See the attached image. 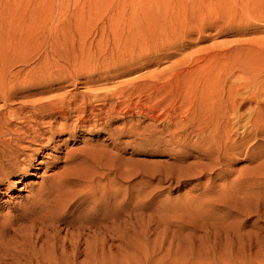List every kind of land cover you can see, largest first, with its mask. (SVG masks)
Here are the masks:
<instances>
[{
	"label": "rangeland",
	"instance_id": "1",
	"mask_svg": "<svg viewBox=\"0 0 264 264\" xmlns=\"http://www.w3.org/2000/svg\"><path fill=\"white\" fill-rule=\"evenodd\" d=\"M119 1L122 0H0V63L12 65L9 68L11 84L13 78L29 81L12 95V108L65 94H76L79 100L80 93L92 91V94L138 76L164 72L182 56L191 55L195 59L229 47L237 48L238 63L248 64L244 77L250 80L264 77V74L257 75L264 73V0H153V5L165 4L168 12H186L185 17L190 19L186 27L193 31L183 35L186 28L183 27L161 34L158 44L152 48L157 52L151 51L158 55L154 59L158 60L157 64L134 63L139 54H144L135 47L124 57L128 62L126 67L108 71L113 66L110 49L113 41L101 36L100 27L103 18ZM168 42L175 44L163 46ZM103 47L105 53L99 54L98 50ZM142 96L137 103L138 98L133 94L131 110L123 119L127 128L136 126L131 133L125 130L107 135V130L120 126L121 119L108 117L104 112L94 114L101 101H92L96 109L86 115V123H78L72 114L65 130L55 134L53 140L43 141L40 146L33 144L34 148H39L29 151L28 159L20 162L22 172L15 167L8 170L7 179L0 178V235L6 226L12 228V234L18 229L19 232H14L16 246H22L24 252L51 256L55 243L63 239L73 221L92 217L87 214L89 211L81 209L85 206L89 209L93 204L84 203L78 208V201H71L72 215L60 221L57 211H61L62 202L68 200L71 192L65 189L66 199L63 194L57 198L62 192L45 194L51 175L65 164L64 154L83 148L93 157L77 166L79 173L74 171L83 180L93 176L99 179L100 189L93 200L104 199L108 201L107 208L120 211L119 215L113 213L106 218V223L112 225L110 234L114 232L111 234L114 237L109 241L112 247L105 263H99L94 237L88 236L87 230L83 231L81 248L89 246L85 251H93L96 264H170L174 260L185 262V257L186 264H201L208 258L207 253H211L204 236L207 226L217 236L228 230L244 234L240 240L230 242L234 246L232 251L225 240L221 241L216 250L217 260L264 264V185H260L264 184V166L258 165L264 160V132L249 137L242 151L239 148L241 154H233L231 161L221 160L212 166L201 150L168 143L162 124L138 112L139 108L147 111L139 104L146 102ZM248 105L253 104L246 103L243 108ZM248 147L249 153H253L249 160L244 158ZM215 156L216 152L212 158ZM198 171L202 173L197 174ZM250 183L252 187L247 188ZM243 188L251 190L236 194ZM52 203L58 208L54 210L57 213L54 218ZM225 203L230 208H226ZM119 218L127 221L125 226L119 224L118 227ZM38 219H43L50 227L45 226L39 233ZM120 228L124 231L122 241L115 233ZM21 236H26L30 242H23ZM243 240L256 244L251 254L245 252ZM23 256L19 259L21 264H28V256L25 253ZM213 262L216 264L215 259Z\"/></svg>",
	"mask_w": 264,
	"mask_h": 264
},
{
	"label": "bare ground",
	"instance_id": "2",
	"mask_svg": "<svg viewBox=\"0 0 264 264\" xmlns=\"http://www.w3.org/2000/svg\"><path fill=\"white\" fill-rule=\"evenodd\" d=\"M152 2L153 0H122L117 2L114 8L110 9L108 15L103 18L100 27L101 36L105 35L107 40L111 38L113 41V45L110 47L112 49L111 59L113 60V66L107 69L108 71L111 69L119 71L124 66L126 67L128 62L124 57L129 51L134 50L135 47L144 51V54H139L134 63L138 62L140 66L157 64L158 60L155 61V56L158 57V55L153 54L151 51H156L155 48V50L152 48L158 44L157 40L160 35L167 34L170 30L176 31L178 28L188 25L190 19L188 20L185 17L186 12H168L165 4L155 3L153 5ZM192 31V28L188 26L185 28L183 35H188ZM172 33L174 34V32ZM168 44L170 47L175 42H168L163 44V46ZM105 47L100 48L98 53H102V49H105ZM236 54L237 48L229 47L225 50L207 52L202 57L195 59L191 55H186L171 64L164 72L160 71L138 76L131 80L119 82L117 86L111 89L93 91L92 94H90L92 91L89 94L80 93L79 100H77L76 94H65L59 97L49 96L46 100L31 101L17 108H12L10 104L12 95L16 92V89L26 85L29 81L27 79L17 81V79L13 78L11 84L9 68L12 65L8 64V66L5 63H0L1 180L7 179L8 170L12 171L15 167H18L17 171L22 172L21 168H19L20 162L24 163L28 159L30 156L29 151L33 152L39 148H34L32 145L40 146L43 141L47 143L53 140L55 134L65 130L67 120L70 119L72 114H75L78 123H86L88 121L85 118L86 115L96 109L92 101H101L100 108H97V113L94 114L104 112L108 117L114 116L121 119L120 126L107 130V135L112 136L114 132L123 133L125 130H127V133H131L136 126L127 128L126 121L123 119L126 113L131 110L129 104L133 94L138 98L137 103L140 101L141 96L144 95L146 102L139 104L146 107L147 111L143 112L139 108L138 112L143 117L162 124L161 130H164L169 137L168 143L177 144L182 148L190 147L201 150L204 158L208 157L212 166L220 163L221 160L231 161L233 154H241L249 137L264 132V112H262V109H264L262 107V103H264V77H258L254 80L244 77L243 73L248 64L238 63L240 57H237L238 54ZM262 74L264 73L259 72L257 75L260 76ZM246 103H252L253 105L243 108ZM26 108L27 110L25 111L24 109ZM17 122H19L18 125L16 124ZM249 123L252 130L248 128ZM192 137L195 139L189 142L188 139ZM158 138L162 137L159 136ZM212 145L214 146L213 149H211ZM239 148H241V151ZM249 148H247L244 155V158L248 160L253 155V153H249ZM214 152H216V156L212 158ZM87 153L88 149L83 148L67 151L64 154L65 164L61 166L59 172L51 175L52 179L50 183L48 182V189L45 194L62 192L56 195L57 198L62 197L63 194V198L66 199L67 193L65 189L67 188V192H71V195L68 194V197L71 196V198L67 197L68 200L62 202L64 206H61V211L57 207L55 208L52 203L53 208H55H52L53 214L51 216L54 215L53 218L58 213L57 217L60 221H63L65 216L72 215L69 211L72 204L70 203L71 201H78V208L84 203L93 204L89 209L86 206L81 209L84 212L89 211L87 214H92V217L88 219L78 218L73 221L63 239L55 243L56 248L51 249V256H43L46 253L41 255L35 252L32 253V251L24 252L22 246H16V240L14 239V235H16L14 232L17 233L20 230L16 229L12 234V228L6 226L3 229V234L0 235V264H21L19 259H23V253L28 256V264H96L93 262L95 260L93 251H85L88 250L85 248L89 246L81 248V239L85 234L83 232L85 230H87L88 236L94 237L93 240H96L94 246L96 249L94 251L100 259L99 263L106 262V257L109 256L110 246L112 245H110L109 241L114 237L111 236L114 232L110 234L112 225L106 223V218L113 213L119 215L118 212L120 211L116 208H114L116 210L113 209L114 211H111L112 207L107 208L108 201L102 199V196V200H93L97 190L100 189L99 179L93 176L92 178L86 177V180H83L78 174L80 171L78 172L77 166L85 163L84 161L86 160L90 161V158L92 159L93 157L91 152L89 154L92 156ZM22 155H24L23 158H21ZM258 165L264 166V160L259 162ZM75 169L78 173L74 171ZM201 173L202 171L197 172V174ZM250 185L252 187V183L247 184L246 187L249 188ZM260 185L264 184L260 183ZM72 186H78L79 189L72 190V188L68 190ZM250 190L243 188L238 190L236 194L243 195ZM73 192L77 193L73 194ZM52 201L54 200L52 199ZM225 205L226 208H230L228 204L225 203ZM58 206L60 205L58 204ZM54 210H58L57 213H54ZM42 220L36 221L37 224H40L37 227L40 230L39 233L45 226L50 227L49 223L44 220L42 222ZM33 223H35V220H33ZM126 223V220L123 218L120 220L119 218L118 227L119 224L125 226ZM30 227L32 228L31 225ZM207 228L209 227L204 228V236L208 240L206 246L210 248L211 253H207L208 258L201 264H214L213 259L216 260V264H232L231 262L216 259L217 246L222 244L221 241L225 240L227 245H229V250L232 251L234 246L230 242L240 240L244 237V234L235 230L225 232L223 229L224 233L217 236L213 233L214 231ZM117 231H115L117 239L122 241L124 231L121 228ZM213 237L214 239L209 242ZM19 238L23 242H27L29 239L26 240V236ZM244 240V244H242L246 246L245 252L251 254L250 251L256 244L249 241L244 242ZM12 241L14 242L13 244ZM28 241L30 242V240ZM81 256L83 257L79 259ZM166 262L168 263L167 260ZM185 262H188L186 257ZM185 262L174 260L170 264H186Z\"/></svg>",
	"mask_w": 264,
	"mask_h": 264
}]
</instances>
